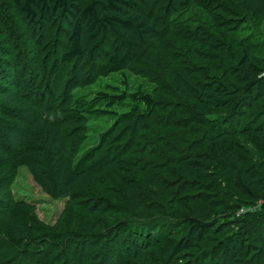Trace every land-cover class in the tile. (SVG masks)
<instances>
[{
    "label": "trees",
    "instance_id": "trees-1",
    "mask_svg": "<svg viewBox=\"0 0 264 264\" xmlns=\"http://www.w3.org/2000/svg\"><path fill=\"white\" fill-rule=\"evenodd\" d=\"M259 24L264 0H0V264H264ZM145 55L150 90L73 95ZM92 115L112 121L74 156Z\"/></svg>",
    "mask_w": 264,
    "mask_h": 264
},
{
    "label": "rangeland",
    "instance_id": "rangeland-1",
    "mask_svg": "<svg viewBox=\"0 0 264 264\" xmlns=\"http://www.w3.org/2000/svg\"><path fill=\"white\" fill-rule=\"evenodd\" d=\"M151 3H153V0H151ZM190 13H197V11L193 10V12L191 11ZM187 16L189 18L195 17L192 14H189ZM184 20L186 22L189 21L188 18ZM184 20L178 19L179 22L177 21V23L174 24V27L166 26L167 23H164V28L166 27L167 31L163 29L160 37L166 39V41H174L175 39H180V30L182 26H184ZM251 28H253L256 35L259 36L260 40L264 41L263 31L261 30L262 25L259 24V27L255 26ZM237 36L239 35H236V37ZM262 46L264 47V45ZM167 50L168 47H166L165 51ZM261 55L262 54H260V56ZM146 56L147 55H145V57L141 59L137 58L138 61L134 62V68L124 69L123 75L118 74L117 72L104 73L95 82L88 85L87 87L74 89L73 95L77 93L83 94V96H80L79 98L83 99L82 101H84L91 98L93 95H95L96 92L109 91L106 85L116 86L122 89V83H125V85L131 89L136 88L140 90H150V88L154 85L153 82L149 80V78L151 77H147L148 75L144 76L145 74H142V72L146 69V66L152 69L153 67L151 65V62L153 61H150L148 58H146ZM24 77L25 75L23 76V78ZM111 121V118L106 115L88 116L85 122L84 130L81 132V135H78L77 139L73 141V144H75V152L73 155L77 156L85 149H88L92 145H94L97 134L103 131L107 126H109ZM12 182L11 192L15 198L22 199L33 204L37 217L45 223L54 224L56 222L64 208L63 200H55L50 198L42 189L41 185L37 181H35L33 175L23 165H18L16 167ZM251 209H253V207H251ZM251 209L250 207L242 206L239 209L238 213H242Z\"/></svg>",
    "mask_w": 264,
    "mask_h": 264
},
{
    "label": "built area",
    "instance_id": "built-area-1",
    "mask_svg": "<svg viewBox=\"0 0 264 264\" xmlns=\"http://www.w3.org/2000/svg\"><path fill=\"white\" fill-rule=\"evenodd\" d=\"M262 75H264V72L260 73V75H259V76H262Z\"/></svg>",
    "mask_w": 264,
    "mask_h": 264
}]
</instances>
